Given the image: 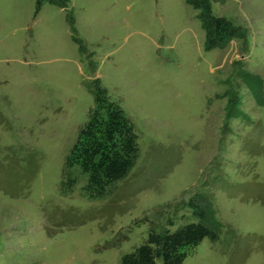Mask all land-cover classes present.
Returning a JSON list of instances; mask_svg holds the SVG:
<instances>
[{"label": "rangeland", "instance_id": "374dc122", "mask_svg": "<svg viewBox=\"0 0 264 264\" xmlns=\"http://www.w3.org/2000/svg\"><path fill=\"white\" fill-rule=\"evenodd\" d=\"M208 1L240 31L210 50L187 0H0V264H119L189 201L217 237L181 264H264V0ZM93 78L137 142L98 197L62 176Z\"/></svg>", "mask_w": 264, "mask_h": 264}, {"label": "trees", "instance_id": "16d2710c", "mask_svg": "<svg viewBox=\"0 0 264 264\" xmlns=\"http://www.w3.org/2000/svg\"><path fill=\"white\" fill-rule=\"evenodd\" d=\"M44 1L62 9H67L69 4V0H35V11ZM187 2L198 10L197 17L204 32V50L220 47L239 35L238 26L223 16L212 14L208 0ZM66 19L72 26L73 17L69 11ZM74 41L79 44V49H84L80 40L74 38ZM89 91L92 105L64 158L62 176L67 189L75 181L72 171L84 174L83 190L88 196L98 197L104 195L108 186L123 178L131 168L137 153V142L130 120L118 103L108 97L97 78L92 79ZM226 185L223 180L219 188L225 189ZM254 197L264 202V194L256 193ZM187 205L196 218L195 222L182 224L173 231L166 227L158 231L150 228L140 244L119 257V264H181L188 250L204 237L216 239L215 231L206 225V207L193 201ZM166 223L171 225L169 220Z\"/></svg>", "mask_w": 264, "mask_h": 264}]
</instances>
